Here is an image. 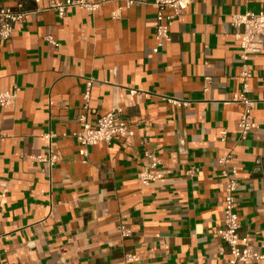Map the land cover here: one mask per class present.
Instances as JSON below:
<instances>
[{
  "label": "crops",
  "instance_id": "1",
  "mask_svg": "<svg viewBox=\"0 0 264 264\" xmlns=\"http://www.w3.org/2000/svg\"><path fill=\"white\" fill-rule=\"evenodd\" d=\"M261 11L264 0H195L159 54L153 4L38 12L0 40V92L20 88L14 104L0 106V264H125L128 253L136 264H228L217 234L225 202L217 160L232 147L240 234L264 254V36L262 53L244 62L233 35L241 29L231 24ZM244 64L256 127L235 146ZM90 80L88 122L123 109L137 131L132 147L115 140L80 154L70 134L81 128ZM50 148L60 157L53 166L37 159ZM145 151L160 160L156 169ZM145 170L162 178L143 181Z\"/></svg>",
  "mask_w": 264,
  "mask_h": 264
},
{
  "label": "built area",
  "instance_id": "2",
  "mask_svg": "<svg viewBox=\"0 0 264 264\" xmlns=\"http://www.w3.org/2000/svg\"><path fill=\"white\" fill-rule=\"evenodd\" d=\"M195 0H154L153 3L147 0H24L15 5H0V40L7 41L12 38L17 24L25 21L30 14L54 10L63 18L71 9H83L88 12H95L103 5L108 3H117L130 9L139 4H153L157 9L155 25V46L152 49L153 54H159L164 50L167 44L172 42L171 29L176 19L186 10ZM33 4L35 7L27 9L26 4ZM122 8L116 9L112 16L114 19L120 17ZM232 26L241 29L233 35L240 42L241 59L247 62L252 56L261 54L263 51L262 38L264 36V11L258 13H247L244 15L236 14L232 16ZM47 41L58 46V43L48 36ZM253 73L249 65L244 64L240 78L243 81L242 92L234 95L235 100H240L245 105L238 124L239 138L235 146L247 139L250 132L256 127L254 122L253 110L255 101L249 99L246 93L249 90L248 79ZM86 91L83 94L84 113L78 116V122L81 128L70 134L81 146L80 154L87 158L89 156V147L106 143L111 144L115 140H120L128 148L132 147L133 139L137 135L135 127L123 117V109H116L106 114H98L94 123L88 122L87 113L90 111V98L92 80L87 82ZM20 88L14 86L12 89L0 92V106L8 107L14 104L18 98ZM135 90L131 95H135ZM170 102L176 103L171 100ZM94 113V112H93ZM96 113V112H95ZM51 139L53 134H49ZM228 131L220 132V140L226 142ZM144 158L150 160V169H156L160 160L151 151H145ZM38 160L49 163L51 166L60 161V157L50 148L49 155L38 156ZM220 176L225 179V202L223 226L217 231L218 236L228 246L229 261L228 264H253L254 262L264 260V254L256 251L252 245L250 235L242 236L240 234L241 221L238 214V173L239 169L235 163V149L218 158ZM190 173H193L191 170ZM143 181H156L162 178V174L153 173L145 170L140 173ZM122 238L131 237L133 230L124 225L119 227ZM125 264H136L139 258L134 253H128L124 258Z\"/></svg>",
  "mask_w": 264,
  "mask_h": 264
}]
</instances>
